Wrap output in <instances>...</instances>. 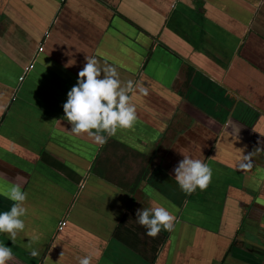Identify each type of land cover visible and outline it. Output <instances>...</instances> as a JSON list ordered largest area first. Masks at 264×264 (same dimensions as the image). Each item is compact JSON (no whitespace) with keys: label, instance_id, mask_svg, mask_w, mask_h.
I'll list each match as a JSON object with an SVG mask.
<instances>
[{"label":"crops","instance_id":"1","mask_svg":"<svg viewBox=\"0 0 264 264\" xmlns=\"http://www.w3.org/2000/svg\"><path fill=\"white\" fill-rule=\"evenodd\" d=\"M86 56L133 85L137 122L104 145L64 119ZM182 153L206 190H180ZM16 184L9 264H264V0H0V212ZM154 206L175 217L155 238Z\"/></svg>","mask_w":264,"mask_h":264},{"label":"clouds","instance_id":"2","mask_svg":"<svg viewBox=\"0 0 264 264\" xmlns=\"http://www.w3.org/2000/svg\"><path fill=\"white\" fill-rule=\"evenodd\" d=\"M85 59L87 62L78 73L77 83L68 91L63 104L64 119L71 125L74 134H87L98 144L104 145L108 138L116 135L118 129H131L137 122L136 106L129 95L133 85L129 82L122 87L115 68L101 69L95 57L86 56ZM139 91L148 94L146 87L139 86ZM257 151L261 150L257 148ZM183 155L184 159L174 169L180 190L185 194L197 188L206 190L212 180V169L202 159ZM250 155L244 156V159L249 160ZM241 167L250 168L251 163L242 164ZM21 187L16 184L10 191L2 193L13 203L9 211L0 212V233L7 234L13 243L26 227L23 217L28 213L25 207L28 194ZM136 218L147 229V235L153 238L159 235L162 228L171 231L174 227L175 217L164 207L138 210ZM30 255L35 258L39 252L32 249ZM77 259L78 264H91L93 257L86 255ZM14 260L12 249L0 243V264H9Z\"/></svg>","mask_w":264,"mask_h":264},{"label":"built area","instance_id":"3","mask_svg":"<svg viewBox=\"0 0 264 264\" xmlns=\"http://www.w3.org/2000/svg\"><path fill=\"white\" fill-rule=\"evenodd\" d=\"M39 50H43V47L40 46ZM34 68V63H30L26 68L25 71L23 72V74L20 77V80H24V78L26 77V75L28 74L29 71H31ZM63 224H66V222L64 221Z\"/></svg>","mask_w":264,"mask_h":264},{"label":"rangeland","instance_id":"4","mask_svg":"<svg viewBox=\"0 0 264 264\" xmlns=\"http://www.w3.org/2000/svg\"><path fill=\"white\" fill-rule=\"evenodd\" d=\"M93 178L95 179V178H96V176H93ZM95 181H96V182H99V179H95Z\"/></svg>","mask_w":264,"mask_h":264}]
</instances>
